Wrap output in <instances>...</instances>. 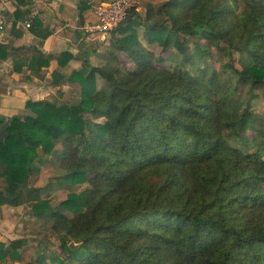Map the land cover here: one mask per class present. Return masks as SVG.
Masks as SVG:
<instances>
[{"label": "trees", "instance_id": "16d2710c", "mask_svg": "<svg viewBox=\"0 0 264 264\" xmlns=\"http://www.w3.org/2000/svg\"><path fill=\"white\" fill-rule=\"evenodd\" d=\"M240 1L168 0L159 8L149 4L145 16L132 8L111 35L112 47L133 68L85 58L69 75L53 70L51 79L77 83L80 101L28 100L30 113L0 115L7 133L0 138V205L30 202L35 216L54 217L62 257L52 260L264 264V114L252 109L264 93V0H246L242 9ZM86 8L80 6L81 19ZM31 25L43 39L51 34L37 17ZM142 26L163 54L172 48L181 54L168 55L174 67L140 42ZM212 47L229 59L235 52L246 56L247 65L227 60L216 70ZM34 49L31 58L14 56L15 70L29 65L40 72L52 59L63 67L74 57L69 50ZM10 54L0 45V57ZM97 74L106 87L98 88ZM244 85L248 97L239 112L232 92ZM40 147L56 154L65 171L61 184L88 187L56 206L41 198L42 188L30 187L28 176L44 162ZM26 243L22 237L1 242L0 260H21ZM45 259L43 253L24 264Z\"/></svg>", "mask_w": 264, "mask_h": 264}, {"label": "crops", "instance_id": "0c3cea01", "mask_svg": "<svg viewBox=\"0 0 264 264\" xmlns=\"http://www.w3.org/2000/svg\"><path fill=\"white\" fill-rule=\"evenodd\" d=\"M100 2L102 0H0V45L11 52L7 58L0 57L1 116L10 119L14 115L30 113L26 106L28 100H63L76 93L79 100L75 102L80 101V86L70 82L67 76L59 85H53L52 72L59 69L69 75L82 66L80 52L85 54V50H88L86 46L90 45L83 26L86 22L95 20V8ZM85 5L87 8L81 19L80 6ZM36 17L42 21L44 28L51 31L45 39L31 29V23ZM24 46L26 49L18 50ZM33 47L54 54L69 50L74 53V57L63 67L59 66L56 59H52L50 65L40 72H36L29 65L23 66L21 71L15 70V57L24 60L31 58L35 53ZM19 209L20 205H1L0 220L5 213L16 214L17 218ZM0 225L5 227L3 223ZM0 241H6L1 232Z\"/></svg>", "mask_w": 264, "mask_h": 264}, {"label": "rangeland", "instance_id": "374dc122", "mask_svg": "<svg viewBox=\"0 0 264 264\" xmlns=\"http://www.w3.org/2000/svg\"><path fill=\"white\" fill-rule=\"evenodd\" d=\"M168 0H140L138 4L139 11L143 16L146 14L147 6L153 4L155 8H159ZM246 0L240 1V9L243 8ZM159 17H163V13L157 14ZM139 40L155 54L163 55L166 59L163 64L168 67H174L176 60L167 58L171 53H176L177 50L172 48L168 52L163 54V49L156 42H150L145 34V28L142 26L138 28ZM117 36H121V33H116ZM87 38V37H86ZM90 41V45L86 46L88 50H85V54L80 52V61L87 58L93 65L97 66H121L124 69L133 68V63L128 55L123 51H116L112 47V35L107 34L105 39H97L96 37L87 38ZM202 42H205L203 40ZM225 44V43H224ZM86 52L88 55H86ZM117 56L118 62L112 56ZM181 58L180 53H176ZM230 60L232 64L238 67H244L247 65L246 56L235 52L233 58H228L227 55L217 50L216 47H212V55L210 61L213 67L218 70L222 67L225 61ZM120 63V64H119ZM226 76H232L230 70L226 71ZM107 82L101 74H97V86L98 88L106 87ZM78 86V85H77ZM79 87V86H78ZM248 85H244L240 90L232 92V95L236 98L239 112H242L245 107V102L248 97ZM74 90V88H73ZM258 92V91H256ZM80 97V94H79ZM64 101L69 103L79 100L76 98V93L73 97L64 98ZM252 109L260 114H264V93H260L257 98L252 102ZM91 116V115H90ZM103 120V119H99ZM248 133L251 132L248 130ZM61 144L57 145V149L61 148ZM40 154L43 156L44 162L37 161L34 166L39 167V170L34 169V166L28 172L29 186L42 188L40 192L41 198H49L53 205H58L62 200L67 198V195L71 192H80L88 187V183L83 184H61L59 178L65 174V171L59 167L56 154L47 155L43 149L39 148ZM4 179L0 178V187H4ZM1 206V205H0ZM15 213V212H13ZM68 215H72L71 212H67ZM16 214L5 213L1 215L0 223H3L5 227L0 225V232L5 237V243H9L13 238H25L27 243L20 249L22 253V259L19 261L12 260L9 256L5 260H0L1 264H24L25 262L35 260L43 253L46 256L45 262H35V264H70L69 260L65 262L52 260L53 257H62L60 252V239L59 235L54 231L53 224L55 222L54 217L50 213L43 216H35L32 213V203L24 202L20 204V209ZM4 232V233H3ZM2 241H0L1 243Z\"/></svg>", "mask_w": 264, "mask_h": 264}, {"label": "built area", "instance_id": "2783aa9c", "mask_svg": "<svg viewBox=\"0 0 264 264\" xmlns=\"http://www.w3.org/2000/svg\"><path fill=\"white\" fill-rule=\"evenodd\" d=\"M140 0H107L95 8V20L86 22L83 30L87 38L105 39L127 17L129 10H139ZM29 26V23H26ZM1 264V262H0Z\"/></svg>", "mask_w": 264, "mask_h": 264}, {"label": "water", "instance_id": "95a60500", "mask_svg": "<svg viewBox=\"0 0 264 264\" xmlns=\"http://www.w3.org/2000/svg\"><path fill=\"white\" fill-rule=\"evenodd\" d=\"M6 136H7L6 130L5 129L1 130L0 131V138H5ZM70 245H71V247L76 246L74 243H71Z\"/></svg>", "mask_w": 264, "mask_h": 264}]
</instances>
